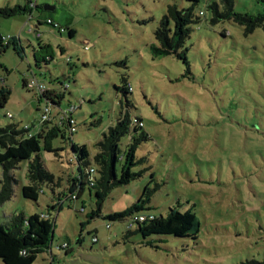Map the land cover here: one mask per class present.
Instances as JSON below:
<instances>
[{"label": "rangeland", "instance_id": "374dc122", "mask_svg": "<svg viewBox=\"0 0 264 264\" xmlns=\"http://www.w3.org/2000/svg\"><path fill=\"white\" fill-rule=\"evenodd\" d=\"M29 1L38 6L31 18L27 13L0 18L1 35L20 38V54L13 47L0 52V84L11 90L10 100L0 108V127H43L37 111L43 99L23 83L31 77L49 87L57 79L59 85L68 83L62 107L81 105L72 137L66 131V138L54 140L57 152H41L54 183L43 186L38 201L25 198L28 162H21L14 170L18 182L13 196L0 205L3 225L13 214H52V251L34 264H264V29L246 35L231 21L213 25L207 10L213 0H200L196 13H204L202 21L192 26L179 51L186 62L175 54L156 57L151 52L168 5L182 8L188 6L185 1L0 0V8ZM47 5L54 9L46 10ZM235 10L261 13L264 0H236ZM48 17L74 28L76 36L60 35L46 23ZM43 56L53 61L38 65ZM123 78L133 88L129 113L143 121L136 122L143 123L149 136L137 152L145 161L134 168L144 172L113 189L102 216L90 220L96 205L88 185L80 199H65L70 178L78 175L69 161L72 143L86 145L94 167L97 143L121 116L117 86ZM129 142L130 134L121 140L123 151ZM2 172L0 166V179ZM157 185L151 210L145 213L160 217L170 208H193L201 222L198 239L153 235L144 241L136 224L129 227L131 216L123 221L105 218L128 212L146 186ZM52 204L59 205L57 210ZM65 241H71L73 256L60 248Z\"/></svg>", "mask_w": 264, "mask_h": 264}, {"label": "trees", "instance_id": "16d2710c", "mask_svg": "<svg viewBox=\"0 0 264 264\" xmlns=\"http://www.w3.org/2000/svg\"><path fill=\"white\" fill-rule=\"evenodd\" d=\"M172 1H185L188 6L179 8L176 3L168 5L167 11L155 31L157 43L151 45V52L156 57L175 54L187 62L185 53L179 51L184 48L186 39L190 37L192 26L200 23L204 15L196 13V7L200 0ZM235 2L236 0H213L210 2L207 6L211 15L210 23L214 25L222 21H231L241 25L246 35L252 34L257 28L264 29V11L258 14L237 12ZM32 12L33 8L30 6V2H27L25 6L0 8V18H10L23 13L30 15ZM42 24L43 21L38 19L37 25ZM68 36L74 38L76 30L68 27ZM9 47H13L20 54V38L7 39L0 33V52L4 53ZM52 61L43 56L37 63L38 65L41 62L48 64ZM23 83L28 88L27 79ZM69 86L68 83L59 85L58 79L50 87L48 86L49 88L42 99L44 104L49 105L55 113L52 119L43 123L42 128L35 123L25 128H21L17 123L0 127V166L3 169L0 179V205L9 201L13 196V187L18 182L14 170L21 162H28L27 178L30 184L22 187V195L25 198L38 201L40 194L44 193L43 186L54 183L55 176L44 165L41 152L43 150L57 152L59 148L54 146L55 138L59 136L66 138V131L72 137V131L77 129V125L73 127L69 124H65L66 129H63L61 127L63 125L56 122L58 111L63 108L62 101ZM117 90L122 93L121 116L115 125L103 133V138L97 143L98 152L94 156L96 173L90 172L93 165L90 162V153L86 145L72 143V156L69 161L77 167L78 175L70 178L69 194L65 196V199L68 198L73 202L80 199L85 185H88L94 192L96 205L88 214L90 220L102 216L105 201L113 189L129 184L141 177L144 172V170L135 171L134 168L145 161V158H137V152L149 136L143 129V124L136 122L141 119L131 116L129 113L131 104L128 94L132 92V86L123 78V83L117 86ZM10 97L11 90L0 84V108L5 107ZM124 99L126 110L124 109ZM141 122L143 121L141 120ZM32 127H38V130L34 131ZM128 134H130V142L123 151L120 147L121 140ZM159 187L157 185L154 189H150L146 186L139 199L130 206L128 212H116L105 218L111 221H123L127 216L137 217L135 232L141 234L144 241L153 235H173L198 239L201 222L193 208L185 211L170 208L167 216L160 217L145 213L151 210L148 204L153 193ZM61 198L58 197L57 203L63 204ZM56 204H52L51 208L57 210L59 205ZM140 215L146 216L145 222L138 219ZM54 232L55 222L49 212L34 213L29 216L24 213L13 214L6 225L0 224V259L3 264H34L40 255L52 251ZM95 233L97 232L95 231ZM88 234H93V232L89 231ZM92 238L93 241H96L97 236L94 235ZM60 248L65 251L67 256H73L75 252L71 241H65Z\"/></svg>", "mask_w": 264, "mask_h": 264}, {"label": "built area", "instance_id": "2783aa9c", "mask_svg": "<svg viewBox=\"0 0 264 264\" xmlns=\"http://www.w3.org/2000/svg\"><path fill=\"white\" fill-rule=\"evenodd\" d=\"M29 2H30V6L34 9L36 7V3H32L31 1H29ZM200 13H201V15H204V13L202 11ZM31 16L32 15H30V18H31ZM46 23L49 25H52L55 29H57L60 32V35H63L64 33L68 32L67 27L61 25L59 22L53 20L52 18H47ZM35 32H36L37 38H40L41 32H39L37 29H35ZM84 43L86 45V48H88L89 45H91V44H88V40H85ZM27 87L31 88V89H35L37 92H39V94L41 95V98L43 97V95L46 94V92L49 88L44 81H40L36 77H33V78L31 77V78L27 79ZM80 107H81L80 103L79 104L78 103H70L66 107L59 109V111H58L59 114H58V118H57L56 122L59 125L64 126L65 124H69L70 126L74 127L77 124V121H76V118L74 117V114L80 109ZM40 113H41L40 122L43 124L45 121L52 119L55 112L53 111V109L49 105L44 104V102H43V106L40 109ZM8 116L13 117V115L11 113H9ZM140 124H143V123H140ZM37 126L39 127L38 124H37ZM90 172L96 173V169L94 167H92L90 169ZM138 219L141 222H145L146 216L140 215L138 217ZM136 220H137V217L130 218L129 227L132 228L135 225Z\"/></svg>", "mask_w": 264, "mask_h": 264}, {"label": "water", "instance_id": "95a60500", "mask_svg": "<svg viewBox=\"0 0 264 264\" xmlns=\"http://www.w3.org/2000/svg\"><path fill=\"white\" fill-rule=\"evenodd\" d=\"M45 9H46V10H52V9H54V7H52V6H48V5H47V6H45Z\"/></svg>", "mask_w": 264, "mask_h": 264}, {"label": "crops", "instance_id": "0c3cea01", "mask_svg": "<svg viewBox=\"0 0 264 264\" xmlns=\"http://www.w3.org/2000/svg\"><path fill=\"white\" fill-rule=\"evenodd\" d=\"M48 18H51V17H48ZM53 19V18H52ZM54 20V19H53ZM62 25V24H61ZM63 26H65V27H69L68 25H66V24H63ZM40 112V111H39Z\"/></svg>", "mask_w": 264, "mask_h": 264}]
</instances>
